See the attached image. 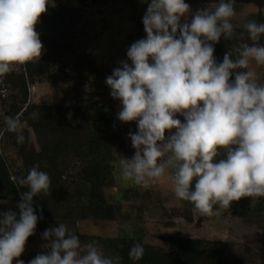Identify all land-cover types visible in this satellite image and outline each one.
<instances>
[{
  "label": "clouds",
  "instance_id": "clouds-1",
  "mask_svg": "<svg viewBox=\"0 0 264 264\" xmlns=\"http://www.w3.org/2000/svg\"><path fill=\"white\" fill-rule=\"evenodd\" d=\"M48 7V0H0V75L41 58L36 26ZM234 15L233 0L194 12L185 0H150L142 18L146 38L128 47L127 60L105 80L122 105L117 119L138 125L128 133L135 152L121 159L122 178L147 187L168 173L175 196L204 216L264 197V83L250 69L253 62L264 66V23H246L252 43H240L218 63L214 45L234 38ZM5 124L22 143L21 120L6 117ZM15 183L27 190L20 193L19 218L11 210L0 213V264H24L18 258L42 219L34 197L51 193V178L39 165ZM42 239L46 251L28 264H121L119 254L106 255L96 241L82 243L63 223ZM144 251L134 243L129 258L138 261Z\"/></svg>",
  "mask_w": 264,
  "mask_h": 264
},
{
  "label": "trees",
  "instance_id": "trees-1",
  "mask_svg": "<svg viewBox=\"0 0 264 264\" xmlns=\"http://www.w3.org/2000/svg\"><path fill=\"white\" fill-rule=\"evenodd\" d=\"M100 1L79 0V3L73 5L71 0H57V4L49 5L47 13L41 17V20L46 24L59 27V34L70 43L71 33L83 17L86 8ZM185 2L190 6L195 4L186 0ZM194 2L208 4L218 3L220 0H194ZM233 3L254 4L257 7L255 21L264 23V0H233ZM147 7L148 3H140L135 7L137 31L128 35L131 42L146 38L142 18ZM234 30L233 39L225 40L221 37L219 43L214 45V55L218 63L222 62L226 52L232 51L240 43H252L248 39L245 28L234 27ZM40 39L44 45L43 55L37 61L25 65L31 81L37 75L48 76L52 67L51 54L68 52L67 43L57 45L42 35ZM259 43L264 44V35L261 36ZM97 60L100 61V65L102 56H79L71 71L68 70L69 79L74 84L73 98L69 104L29 103L26 105L18 118L21 122L26 121L35 140L30 136L29 131L23 128L21 133L24 141L18 143L16 133L13 144L22 163L16 170L11 169L3 153L0 152V200L21 199L20 193L27 189H18L16 180L25 177L33 166L39 165L40 170L47 172L51 178L50 195L41 193L34 197L33 201L37 216L42 215V219H38L37 222L41 234L51 227L53 220L69 219L73 225L71 230L80 237L81 242L96 241L106 255L119 254L122 257L121 264H232L227 263L225 259L230 248L226 241L177 237L170 240L169 252L144 247L143 257L134 261L129 258V250L134 243H141L140 239L126 235L119 237L80 235L76 232L74 224L77 220L110 221L122 216L120 206L109 203L103 191L107 176L111 174L110 164L113 155L124 152L117 115L112 106L102 110L95 103L85 101V80L93 71L98 72ZM11 83L12 92L8 100L11 115L8 117L16 115L27 99L24 75L22 73L13 75ZM33 113H39V118L33 119ZM69 113H71V119L68 118ZM177 118L183 122L182 116L178 115ZM73 160L83 161L85 164L69 174V166ZM67 177H72L73 191L70 196L74 203L64 207L62 198L69 191L65 190ZM228 210L233 214L261 220L260 240L264 244V197L243 198L233 202ZM44 242L47 243L45 240ZM20 259L26 261L27 257ZM27 260L29 262V259ZM233 262L249 264V258L235 256Z\"/></svg>",
  "mask_w": 264,
  "mask_h": 264
},
{
  "label": "rangeland",
  "instance_id": "rangeland-1",
  "mask_svg": "<svg viewBox=\"0 0 264 264\" xmlns=\"http://www.w3.org/2000/svg\"><path fill=\"white\" fill-rule=\"evenodd\" d=\"M71 1L73 5L79 3V0ZM130 1L129 3V0H101L90 6L83 2L89 7L86 8L83 17L71 33L70 43L66 42V39L59 34V27L40 20L36 26L40 35L57 45L67 43L66 50L68 52L51 54L52 67L48 76L37 75L33 81L29 78L26 81L25 78L27 99L13 117L21 116L22 111L29 103L69 104L73 98L74 84L69 79L68 70L71 71L77 57L84 55L102 56L100 65V61L97 60L98 72L93 71L85 80V101L95 103L102 110L112 106L117 115L122 105L119 100L111 97V90L105 80L112 74L114 68L119 67L118 61L127 60V49L133 43L129 40L128 35L137 31L135 7L142 2L141 0ZM186 1L195 3L191 5L193 12L207 5L215 7L219 3L198 4L194 0ZM143 3H150V0ZM48 4H57V0H48ZM233 6L235 10V15L231 20L233 27L244 28V25L249 21H255L257 7L254 4L233 3ZM129 63L131 62L129 61ZM250 69L257 73L259 82L264 83V66H258L253 62ZM9 115H11L10 104H7L6 111L0 114V152L3 153L5 161L11 169L16 170L21 167L22 163L13 144L16 133L6 129L5 120ZM22 125V129H27L35 140L31 128L28 127L25 120L22 121ZM118 127L123 138L124 152L113 155L110 164L111 174L107 176L103 191L109 203L120 206L122 216L110 221L77 220L74 224L77 233L104 237L124 235L136 237L141 240L145 248L163 252L170 251V240L177 237L201 238L205 241L220 240L229 243V252L225 256L227 263L234 264L235 256H243L249 258V264H264V244L260 240L261 220L233 214L228 209L220 210L218 216L201 215L191 203L175 196L168 173L147 187L138 186L130 180H124L121 175L120 161L123 157L131 158L134 155L135 149L131 145L128 133L137 132L138 125L136 122L123 123L118 120ZM167 135L169 133H166ZM35 145L37 147V144ZM84 164L83 161L73 160L68 173H73ZM71 178L65 179V190L69 191L62 198L64 207L74 203L70 196L73 191ZM19 201L20 199L0 200V213L11 210L16 212L17 218H19V209L17 208ZM61 223L69 229L73 227L69 219H55L51 222V227ZM44 244L42 234L36 226L35 234L28 238L21 257H27L30 261L40 252L46 251L43 248ZM27 259L24 264L28 263Z\"/></svg>",
  "mask_w": 264,
  "mask_h": 264
},
{
  "label": "built area",
  "instance_id": "built-area-1",
  "mask_svg": "<svg viewBox=\"0 0 264 264\" xmlns=\"http://www.w3.org/2000/svg\"><path fill=\"white\" fill-rule=\"evenodd\" d=\"M25 65L26 63L22 65H15L10 72L4 75H0V114L4 113L7 109L8 100L12 92V76L22 73L27 81L28 75Z\"/></svg>",
  "mask_w": 264,
  "mask_h": 264
}]
</instances>
